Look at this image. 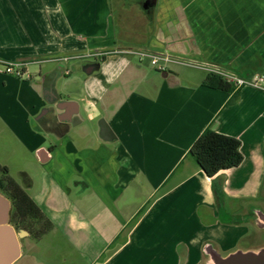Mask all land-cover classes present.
I'll return each instance as SVG.
<instances>
[{"label":"crops","instance_id":"crops-1","mask_svg":"<svg viewBox=\"0 0 264 264\" xmlns=\"http://www.w3.org/2000/svg\"><path fill=\"white\" fill-rule=\"evenodd\" d=\"M113 10L112 0H0V62L27 63L26 81L0 66V133L40 148L37 162L66 200L89 190L97 197L107 216L101 223L98 214V233L113 251L101 264H113L133 242L141 264H206L205 244L224 256L236 250L224 251V230L240 232L231 238L236 244L255 226L256 200L236 210L226 201L231 171L248 163L264 178V91L225 94L204 86V69L189 80L170 69L144 73L121 55L96 56L123 43ZM141 17L135 32L152 53L168 50L222 70L241 57L264 60V0H157L154 14ZM38 65L49 67L29 74ZM42 110L49 115L37 118ZM206 128L238 139L243 157L213 178L188 155ZM166 214L178 215L179 225L167 224Z\"/></svg>","mask_w":264,"mask_h":264},{"label":"rangeland","instance_id":"rangeland-1","mask_svg":"<svg viewBox=\"0 0 264 264\" xmlns=\"http://www.w3.org/2000/svg\"><path fill=\"white\" fill-rule=\"evenodd\" d=\"M132 2L134 0H112L113 11L118 23V36L122 38L123 42H118L119 47L114 51L118 52L116 55L127 57L134 65L141 66L144 73H157L159 71L155 66L151 65L149 59L136 53L148 50L141 48L143 39L139 40L140 33L135 32L136 27L141 25V15L143 16V14L136 7L132 9L134 4ZM151 21L150 19L148 21L145 20L144 24L150 25ZM125 26L127 27V32ZM128 27H130L131 32H128L130 31ZM147 27L149 28V26ZM125 40L128 43H124ZM123 51H130L131 53H123ZM159 53L169 56L174 61L173 63L164 64L165 71L163 72L170 69L177 72L182 79L198 80L204 75V71L200 69L209 67L208 64L202 63V61L173 54L168 50ZM260 63L258 64L241 57L234 61L230 70L224 68V71L246 81H254V78H261L262 82L259 85L264 87V60ZM48 67L47 65L29 67V74L33 75L32 71L35 68L36 70H39V68L47 70ZM12 76L20 80L26 79L25 76ZM38 144L39 147H43L42 142H38ZM39 149L38 146L35 147L33 144H18V141L14 137L9 136L6 131L4 134L0 133V165L8 168V175L15 181L20 182L19 173L22 171L30 175L34 182V187L26 190V193L38 204L41 211L55 223V228L41 239L34 240L29 238L23 240L24 254L15 264H101L104 259L110 257L113 251L104 249L106 244L98 233V228L100 227H98L97 219L98 214L101 212L98 208L100 207L99 200L91 190L80 194L76 198L73 196L71 200H66L63 191L53 186L51 176L37 162L36 154ZM247 164L242 165L238 171L228 173L229 194L226 201L228 202L227 210H236L241 201L248 199L256 200L255 202L259 205L258 209L264 211V187L262 191L255 188L258 181H263L264 183L263 173L253 172ZM251 210L249 209L250 212ZM227 212L224 210V218L237 219ZM100 216L102 219L101 223H107V216L105 217L103 212L100 213ZM177 216L175 214H172V216L166 214L165 222L167 224L174 223L177 226L179 222L177 223L176 220H173L175 217L178 218ZM236 235L239 236L240 232L224 230V251L229 247L232 250L264 248V229L261 230L253 225H248V230L240 242L236 244L233 241L230 242L231 238ZM135 245L133 242L120 254V258L116 257L113 260V264H120L123 258L131 256H134V264H141L142 259L144 260V258H141L143 252L141 255L132 254L135 251ZM187 246L190 248L189 250H193L194 254L195 245ZM99 252L101 253L98 255Z\"/></svg>","mask_w":264,"mask_h":264},{"label":"trees","instance_id":"trees-1","mask_svg":"<svg viewBox=\"0 0 264 264\" xmlns=\"http://www.w3.org/2000/svg\"><path fill=\"white\" fill-rule=\"evenodd\" d=\"M204 86L225 94H237L232 83L215 73L207 74ZM240 145L238 139L206 128L192 144L188 155L208 178H213L218 172L236 168L242 163ZM0 172L3 174L0 178V190L12 200V217L16 225L23 230L30 228L32 238L41 239L53 229L52 223L36 203L10 179L7 167H0ZM221 191L220 187L216 188L214 185L216 196H219ZM34 225L41 227L36 229Z\"/></svg>","mask_w":264,"mask_h":264},{"label":"water","instance_id":"water-1","mask_svg":"<svg viewBox=\"0 0 264 264\" xmlns=\"http://www.w3.org/2000/svg\"><path fill=\"white\" fill-rule=\"evenodd\" d=\"M99 68L92 67L86 74L92 73ZM10 202L0 194V264H14L22 254L19 239L26 234L21 231L19 236L9 224ZM255 226L264 229V213L257 209L255 212ZM203 254L207 258L206 264H264V248L234 250L221 256L212 244H205Z\"/></svg>","mask_w":264,"mask_h":264},{"label":"built area","instance_id":"built-area-1","mask_svg":"<svg viewBox=\"0 0 264 264\" xmlns=\"http://www.w3.org/2000/svg\"><path fill=\"white\" fill-rule=\"evenodd\" d=\"M118 52L111 51L107 53H101V54H95L96 56L103 57L104 55H111V54H116ZM123 53H131L130 51H123ZM140 56L147 58L150 60V63L152 66H155V68L159 72L165 71L164 64L166 63H173L174 61L171 60L169 56L166 55H161V54H156V53H151L148 51H138L136 52ZM93 55L87 54V55H79V56H72V57H67V58H62L63 61H68L72 59H81V58H86V57H91ZM162 63V65H160ZM27 63L25 62H0V66L3 69V72L7 75H14L16 77H22L23 74V68H25ZM202 69L206 70L208 73H215L227 80V82L232 83L235 87L241 88L243 86H251L256 89L264 91V87L260 86L259 83L262 82L261 78H254V81H246L240 77H237L231 73H228L224 70H222L219 67L216 66H209L207 67H202Z\"/></svg>","mask_w":264,"mask_h":264},{"label":"flooded vegetation","instance_id":"flooded-vegetation-1","mask_svg":"<svg viewBox=\"0 0 264 264\" xmlns=\"http://www.w3.org/2000/svg\"><path fill=\"white\" fill-rule=\"evenodd\" d=\"M156 2H157V0H134V2H132V3H134L133 4V8L132 9H134V7H136V8H138V10H139V12L140 13H142L143 14V16L144 17H146L147 15H153L154 14V11H155V8H156ZM43 113H46V114H48V110H42V111H40V113H39V115L37 116V118L38 117H41V115L43 114ZM49 115V114H48ZM45 117H47V115H45ZM36 117L35 118H32V120H31V122L32 123H34L35 121H36V119H37ZM55 120L57 121V117H55ZM52 149H53V147H48L47 148V153L48 152H51L52 151ZM39 158H40V154H39ZM40 160H41V158H40ZM0 167H5V166H1L0 165ZM8 169V168H7ZM1 173V172H0ZM2 174V173H1ZM20 174V179H19V181L20 182H18V181H15L14 179H12L10 176V179L16 184V185H18L25 193H26V190H30L31 189V186H32V184H31V180L28 178V176H27V174L25 173V172H20L19 173ZM1 176H3V174L1 175ZM1 176H0V178H1ZM0 194H2L5 198H7L8 199V201L10 202V211H9V224L12 226V228L14 229V231H15V233H16V235L17 236H19V234L21 233V231H25L26 232V234H24L20 239H19V243H20V245H21V251L22 252H24V247H23V240H25V239H34V238H32V233H31V231H30V228H27V230H23V229H21L19 226H18V224L16 225V221H15V219H13V217H12V215H13V212H12V210H13V205H12V200L8 197V196H5L6 194H3L2 192H1V190H0ZM27 194V193H26ZM28 195V194H27ZM29 196V195H28ZM30 197V196H29ZM31 198V197H30ZM32 199V198H31ZM264 209V208H263ZM257 210V209H256ZM255 210V211H256ZM254 211V212H255ZM261 211H263V210H261ZM264 212V211H263ZM255 215V214H254ZM253 219H255L256 220V217H254ZM34 227L36 228V229H40V225H34ZM35 240V239H34ZM207 262V259H205V263Z\"/></svg>","mask_w":264,"mask_h":264}]
</instances>
